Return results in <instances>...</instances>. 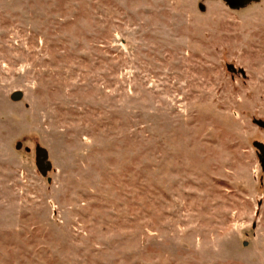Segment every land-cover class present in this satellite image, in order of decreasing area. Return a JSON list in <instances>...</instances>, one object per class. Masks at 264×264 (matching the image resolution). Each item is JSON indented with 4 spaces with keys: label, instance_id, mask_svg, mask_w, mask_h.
<instances>
[{
    "label": "rangeland",
    "instance_id": "374dc122",
    "mask_svg": "<svg viewBox=\"0 0 264 264\" xmlns=\"http://www.w3.org/2000/svg\"><path fill=\"white\" fill-rule=\"evenodd\" d=\"M257 144L264 0H0V264H264Z\"/></svg>",
    "mask_w": 264,
    "mask_h": 264
},
{
    "label": "water",
    "instance_id": "95a60500",
    "mask_svg": "<svg viewBox=\"0 0 264 264\" xmlns=\"http://www.w3.org/2000/svg\"><path fill=\"white\" fill-rule=\"evenodd\" d=\"M222 1L226 2V4L229 7L234 8V7H238V6L242 5L247 0H222ZM21 97H22V93L19 92V91L13 92L10 95V99L12 101H18V100L21 99ZM256 147H257V149L259 151V154H260V157H261V164H262V167H263L264 166V147H263L262 144H257ZM45 158H46V155L43 154L42 158L38 159L37 163H36V166H37L38 170L41 172V174H45V172H46V169L44 167V159Z\"/></svg>",
    "mask_w": 264,
    "mask_h": 264
}]
</instances>
